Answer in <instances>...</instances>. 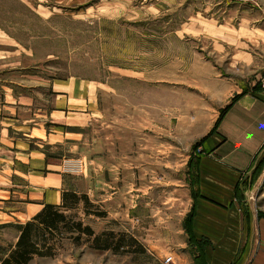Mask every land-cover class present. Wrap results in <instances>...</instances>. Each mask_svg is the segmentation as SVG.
Instances as JSON below:
<instances>
[{
  "label": "rangeland",
  "instance_id": "374dc122",
  "mask_svg": "<svg viewBox=\"0 0 264 264\" xmlns=\"http://www.w3.org/2000/svg\"><path fill=\"white\" fill-rule=\"evenodd\" d=\"M263 79L264 0H0V103L33 99L58 135L51 142L61 140L43 150L78 164L69 184L79 194L90 186L107 217H85L84 203L73 214L129 245L89 253L86 239H64L36 264H167V243L164 257L153 256L132 234L145 245L163 237L165 206L177 203L184 175L195 194L197 162L221 145L256 148L264 170V130L243 117L244 98L263 92ZM256 187L249 205L264 217V176ZM10 229L0 231L8 248L18 231ZM186 235L177 253L200 260L207 242Z\"/></svg>",
  "mask_w": 264,
  "mask_h": 264
},
{
  "label": "crops",
  "instance_id": "0c3cea01",
  "mask_svg": "<svg viewBox=\"0 0 264 264\" xmlns=\"http://www.w3.org/2000/svg\"><path fill=\"white\" fill-rule=\"evenodd\" d=\"M25 101L32 102L15 103V107L11 103H0V231L28 223L46 204L60 205L65 191L78 193L69 184L78 164L54 158L43 150V146L49 147L51 143L57 146L61 144V140L51 142L52 138L58 137L57 133L47 132L45 118L39 113L42 110L34 107L33 99L26 98ZM243 103V117L253 118L258 123L256 127L264 130V91L257 93L255 97L246 96ZM48 116L53 117L52 113ZM20 133L23 138L12 137V134ZM258 133L259 131L256 132L257 142ZM262 141L264 142V135ZM35 142L41 145L38 146ZM213 145L216 144L208 146V149L212 150ZM256 153V148L232 152L229 146L221 145L214 154L201 157L196 165L195 194L191 192L193 188L189 185L186 174L179 185L180 189L176 190L180 192L175 198L177 203L172 205L168 202L170 204L165 206L169 220L167 226L160 230L164 236L157 237L156 233L159 231L155 232L154 228V231L148 232H155L153 240L148 237V245L140 242L138 235L132 234L133 239L149 254L157 257H164L165 251L159 245L167 243L164 245L167 252V256L163 258L164 263L171 257V263L175 264H264V217L259 214L256 216L250 208L251 204L249 205L257 184L264 176V170L261 175H256ZM89 189L90 186L84 192L91 197ZM189 206L194 212L187 224L185 221ZM177 213L180 214V220L175 223ZM94 231L96 232L95 229ZM186 234H192L198 241L207 242L200 260L197 256L177 253L189 244ZM19 237L18 230L13 246L17 244ZM10 242L0 243V256L11 245ZM159 242L162 243L158 244ZM94 250L89 249L87 252L97 251ZM133 253L135 252H128L130 256ZM48 259L35 258L30 264ZM113 259L119 258L115 256ZM104 260L108 259H97L84 264H108ZM125 261L134 264L128 257Z\"/></svg>",
  "mask_w": 264,
  "mask_h": 264
},
{
  "label": "trees",
  "instance_id": "16d2710c",
  "mask_svg": "<svg viewBox=\"0 0 264 264\" xmlns=\"http://www.w3.org/2000/svg\"><path fill=\"white\" fill-rule=\"evenodd\" d=\"M256 173L260 174L258 171ZM81 203H84L85 217H107L105 212L100 211L91 202L87 194L65 191L60 205L46 204L31 221L17 227L20 231L19 240L16 245L4 249L0 264H30L35 258L55 257L57 247L64 239L76 244H81L86 239L91 242L92 249L124 253L121 249L129 246L123 243L124 235L119 239L115 232H103L98 235L90 225H85L83 219L78 218V214H73L79 210ZM90 208L96 210L91 212Z\"/></svg>",
  "mask_w": 264,
  "mask_h": 264
},
{
  "label": "built area",
  "instance_id": "2783aa9c",
  "mask_svg": "<svg viewBox=\"0 0 264 264\" xmlns=\"http://www.w3.org/2000/svg\"><path fill=\"white\" fill-rule=\"evenodd\" d=\"M263 84H264V79H263ZM172 261H173V258L170 257V258H167L166 263L170 264Z\"/></svg>",
  "mask_w": 264,
  "mask_h": 264
}]
</instances>
